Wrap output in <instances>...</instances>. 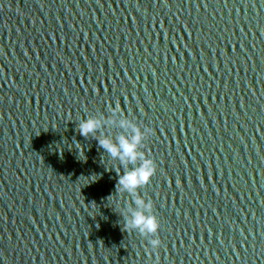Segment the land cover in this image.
Wrapping results in <instances>:
<instances>
[{
    "label": "water",
    "instance_id": "obj_1",
    "mask_svg": "<svg viewBox=\"0 0 264 264\" xmlns=\"http://www.w3.org/2000/svg\"><path fill=\"white\" fill-rule=\"evenodd\" d=\"M121 119L155 250L98 143ZM0 264H264V0H0Z\"/></svg>",
    "mask_w": 264,
    "mask_h": 264
},
{
    "label": "clouds",
    "instance_id": "obj_2",
    "mask_svg": "<svg viewBox=\"0 0 264 264\" xmlns=\"http://www.w3.org/2000/svg\"><path fill=\"white\" fill-rule=\"evenodd\" d=\"M119 109L120 106L117 105L113 111L117 112ZM119 124L121 128L132 127L133 134L130 138L121 134L114 141L105 135L98 139V143L111 157L118 158L122 165L129 166L119 175L117 182L118 192L126 191L135 198V208L124 220L125 229L138 230L142 236L153 237L149 239V244L155 250L162 243L157 234L160 221L153 211V201L146 200L138 191L150 183L157 168L155 160L140 147L141 143L153 133V130L148 126L141 128L138 123L131 124L127 119H121ZM102 125L103 121L99 118H82L78 124V130L82 136L87 137L90 133H95Z\"/></svg>",
    "mask_w": 264,
    "mask_h": 264
}]
</instances>
